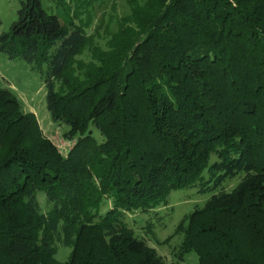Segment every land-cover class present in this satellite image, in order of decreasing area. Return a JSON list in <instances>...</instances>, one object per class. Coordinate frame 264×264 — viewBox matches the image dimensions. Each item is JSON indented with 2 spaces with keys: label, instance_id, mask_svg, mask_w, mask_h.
I'll list each match as a JSON object with an SVG mask.
<instances>
[{
  "label": "trees",
  "instance_id": "16d2710c",
  "mask_svg": "<svg viewBox=\"0 0 264 264\" xmlns=\"http://www.w3.org/2000/svg\"><path fill=\"white\" fill-rule=\"evenodd\" d=\"M87 44L44 0H21L0 34L73 142L63 154L0 88V264H167L127 214L240 174L191 215L185 245L199 264H264V0H144L75 70Z\"/></svg>",
  "mask_w": 264,
  "mask_h": 264
},
{
  "label": "rangeland",
  "instance_id": "374dc122",
  "mask_svg": "<svg viewBox=\"0 0 264 264\" xmlns=\"http://www.w3.org/2000/svg\"><path fill=\"white\" fill-rule=\"evenodd\" d=\"M144 0H44V6L62 20L72 17L82 24L88 35V44L77 57L75 70L81 63H88L98 51H105L117 34L121 21L129 16L134 3ZM21 0H0V34L8 31L18 18ZM0 88L11 90L19 99L26 112L34 113L44 134L66 154L73 142L66 140L63 133L70 127L52 121L46 104L47 88L44 75L22 59H11L0 51ZM95 135L100 134L95 131ZM215 160L212 156L211 161ZM206 177L207 174H205ZM242 174L233 177L220 186L212 182L209 189L199 192L198 186L177 189L171 192L168 202L150 212L128 213L125 220L135 234L155 248L167 264H199L200 257L195 249L185 245L186 226L193 213L200 210L205 202L223 188L231 190L242 179ZM42 210L49 209L46 196L38 192ZM72 249L58 244L56 258L66 261Z\"/></svg>",
  "mask_w": 264,
  "mask_h": 264
}]
</instances>
